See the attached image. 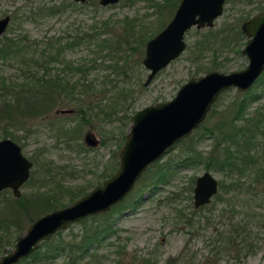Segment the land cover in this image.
I'll list each match as a JSON object with an SVG mask.
<instances>
[{"label": "trees", "instance_id": "1", "mask_svg": "<svg viewBox=\"0 0 264 264\" xmlns=\"http://www.w3.org/2000/svg\"><path fill=\"white\" fill-rule=\"evenodd\" d=\"M178 1L175 0V4ZM241 1L253 3L254 0ZM87 3L94 9L105 7L95 0H51L42 1L32 12L60 14L68 8H82ZM256 8V12L264 10V1L258 0ZM251 15L246 13L236 20L224 19L219 25L198 30L192 43L186 45L187 57L196 66L195 74L230 69V54H241L247 39L241 23ZM163 22L162 18L156 27L150 28L136 17L124 16L119 22L95 19L88 27H73L64 35L2 34L0 61L13 67L14 72L0 74V137L9 136L19 141L21 134L18 131L26 136L38 119L53 117L55 109L61 108L59 106H71L73 115L78 118L72 125L62 127L67 143L79 140L84 125L97 117L119 123L121 133L117 147H120L135 112L134 93L141 92L145 86L142 58L146 41L161 29ZM76 47L86 48L90 56L67 58L66 52ZM94 69H111L115 79L122 78L121 83L118 81L113 88L108 87L107 82L113 81L108 72L103 75L107 82H95L87 77ZM132 78H136V86L130 84ZM256 81L262 82L261 91L264 92V70ZM255 82L224 102L220 99L227 89L221 92L209 109L212 119H207V123L202 121L189 135L167 149L163 160L164 155L141 174L150 175L147 187L151 186V192L159 183L167 181L174 171L185 167L202 165L222 174L218 191L209 203L198 207L189 204L188 212L186 207L176 208L177 221L192 228L191 236L204 234L200 231L204 219L205 228L209 230L208 234L205 232L206 238L211 247L201 260L203 264H221L224 256L239 260L264 249V101L252 106L262 98L261 92L253 90ZM206 139L210 140L208 147L202 145ZM101 142H105L104 137ZM83 143L78 145L84 148ZM33 161L35 168L25 184L37 185L35 189L22 193L20 197H14L9 189L0 191V252L5 244L13 242L15 234L24 229V223L71 203L94 185L91 181L66 188L61 181L75 177L74 170L67 172L61 164ZM111 161V169L102 172L104 178L118 166L117 148L111 154ZM194 179V176L189 178L186 186L189 192L193 190ZM141 198L139 193L138 200ZM138 200L130 205L134 206ZM120 203L78 220L83 223V230L77 240L63 243L62 230H58L16 264L52 260L64 250L70 252H67L71 255L70 263L82 258L94 243L116 233L109 216L112 208ZM217 203L221 205L215 208ZM196 253L186 242L182 251L165 264H193ZM144 260L150 261L149 258Z\"/></svg>", "mask_w": 264, "mask_h": 264}, {"label": "rangeland", "instance_id": "2", "mask_svg": "<svg viewBox=\"0 0 264 264\" xmlns=\"http://www.w3.org/2000/svg\"><path fill=\"white\" fill-rule=\"evenodd\" d=\"M42 1L51 0H0V16L6 13L14 15L4 33L10 35L15 32H26L32 37L64 35L73 27H88L95 19H109L113 22H119L124 16L136 17L140 23L150 28L156 27L158 20L163 18L162 28L172 16L175 8V5H167V0H120L116 4L98 9H94L91 4L87 3L82 8H68L60 14L33 13L32 11ZM257 3L258 0H254L253 3L226 0L222 14L215 19L213 25H219L224 19L236 20L240 15L245 16L246 13L254 14L257 11ZM201 29L193 26L186 31L187 46L192 43L198 34V30ZM187 52L188 48L186 47L179 56L160 69L147 85L144 84L141 92L134 93L136 101L133 108L135 111L144 105L170 99L188 78L203 74H195L196 66L188 59ZM90 54L86 48L76 47L68 50L66 57L83 59L88 58ZM247 62L248 59L243 53L230 54L229 70L243 68ZM142 70V81L144 82L148 70L144 66ZM13 72V67L0 61V74L10 75ZM105 72L110 74L109 76L112 77L113 81L107 82L103 77ZM114 74L111 69L107 71L94 69L88 72L87 77L92 78L97 83L105 81L108 83V87L113 88L114 84L122 79L121 77L115 79L116 75ZM129 82L132 86H136V78L130 79ZM261 85V81L255 82L253 90L261 92L262 98L253 102L252 106L264 101ZM237 91L240 90L230 87L224 92L220 102L230 100ZM59 107L69 108L71 106ZM73 112L55 113L53 117L38 119L28 135L24 136L22 131H18V134H21V139L19 141L14 140L20 144L23 154L30 159H37L39 163L49 162L64 165L63 170L67 172L74 170L75 177L61 181L66 188H74L91 181L92 185L95 186L105 179L102 177V172L111 169L112 152L117 148L118 154L123 144L117 147L121 128L118 127V122H109L97 117L92 118L90 122L84 125L79 140L67 143V137L62 131V127L72 125V122L78 118V116L73 115ZM209 113L208 111L203 119L204 123L212 119ZM89 130L99 139L96 145L82 142L85 132ZM103 137L104 143L101 142ZM79 142L83 143L86 148L78 145ZM209 143L210 140L206 139L202 145L208 147ZM165 156L162 157V160ZM34 168L35 164L33 163L32 170ZM204 170L205 167L202 165L176 170L172 175H169L167 181L159 183L154 192H151V186L147 187L150 175H141L133 189L120 201L121 203L110 211L109 219H111L113 228L116 230V233L111 237L100 243H94L89 248L88 253L72 263L69 262L70 252L64 250L52 260L30 261L28 263L23 261L21 264H151V262L165 264L170 257L176 256L182 251L186 242L191 250L197 251L193 264H203L201 260H203L204 254H207L208 248L211 247L209 239L206 238V233L208 234L209 230L205 228L204 219L200 223L202 228L200 231L204 234L191 236L192 228H188L182 222L177 221L176 208L186 207L185 211L188 212L189 204H193V190L189 192L186 188L189 178L191 176L196 177ZM211 172L218 179L222 178L220 172L216 170H211ZM36 186L22 185V193L33 190ZM139 193L142 195L140 201L138 200ZM167 197L171 199H167ZM172 197L174 198L172 199ZM136 199L138 202L134 206L130 205ZM220 205L221 203H217L215 208ZM29 223H24L22 231L26 229ZM82 225L83 223L76 221L61 229L62 242L77 240L83 230ZM17 235L13 236L12 243L4 245L5 248L0 252V255L13 248ZM145 258H149L150 261L145 262ZM221 264H264V249L240 257L239 260L231 256H224Z\"/></svg>", "mask_w": 264, "mask_h": 264}, {"label": "water", "instance_id": "3", "mask_svg": "<svg viewBox=\"0 0 264 264\" xmlns=\"http://www.w3.org/2000/svg\"><path fill=\"white\" fill-rule=\"evenodd\" d=\"M86 1V0H76ZM120 0H99V4H116ZM226 0H180L168 22L145 44L142 64L148 70L144 84L186 48L185 33L191 27L213 26L223 12ZM11 15L0 16V36L6 31ZM247 36L241 52L247 64L240 69H212L188 78L170 99L138 108L131 116L126 139L118 152V167L101 183L69 204L53 208L31 221L15 238L13 248L0 255V264H16L31 254L43 240L86 216L109 210L134 187L145 169L160 159L167 149L189 135L205 118L218 95L230 87L240 91L254 84L264 70V10L241 23ZM73 108H57L56 113ZM84 142L96 145L99 139L92 131ZM33 161L23 154L21 146L9 136L0 138V190L10 187L20 196L21 185L30 176ZM219 179L205 169L194 179L193 204H207L217 193Z\"/></svg>", "mask_w": 264, "mask_h": 264}, {"label": "flooded vegetation", "instance_id": "4", "mask_svg": "<svg viewBox=\"0 0 264 264\" xmlns=\"http://www.w3.org/2000/svg\"><path fill=\"white\" fill-rule=\"evenodd\" d=\"M74 1H76V0H74ZM168 2H167V5H169V4H172V5H175V8H174V11H175V9L177 8V5H178V3H179V1H178V3L176 2V4H175V0H167ZM77 2H81V1H77ZM83 2H85V1H83ZM98 3H99V0L97 1ZM226 2V1H225ZM101 5V4H100ZM107 5H111V4H107ZM107 5H102V6H107ZM171 9H172V7H171ZM224 9V8H223ZM174 11H173V13H174ZM172 13V14H173ZM159 31V30H158ZM32 160V159H31ZM33 161V160H32ZM33 163H34V161H33ZM31 170H32V168H31ZM30 174H31V172H30ZM30 177V176H29ZM29 179V178H28ZM27 179V180H28ZM27 181H25L22 185H25V183H26ZM21 185V186H22ZM4 189H9L10 191H11V193H12V195L14 196V194H13V192H12V189L10 188V187H6V188H4ZM3 190V189H2ZM20 190H21V187H20ZM1 191V190H0ZM21 194H22V190H21ZM21 194H20V196H21ZM20 196H14V197H20Z\"/></svg>", "mask_w": 264, "mask_h": 264}]
</instances>
